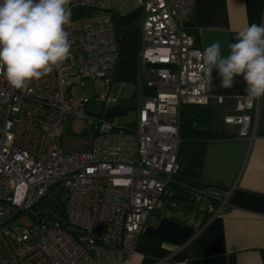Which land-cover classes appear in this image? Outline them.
<instances>
[{
  "label": "built area",
  "instance_id": "obj_1",
  "mask_svg": "<svg viewBox=\"0 0 264 264\" xmlns=\"http://www.w3.org/2000/svg\"><path fill=\"white\" fill-rule=\"evenodd\" d=\"M194 2L71 0L70 58L27 90L0 75V264H126L160 218L204 225L224 211L233 186L181 184L200 208L190 215L172 213L167 200L180 170L181 106L225 101L198 75L202 50L184 27ZM133 8L143 12L139 64L155 93L134 122L120 123L105 113L119 101L109 92L119 56L114 17ZM74 78L103 80L99 110L73 94ZM234 102L223 122L251 138L254 99ZM65 129L84 136L88 149L64 150Z\"/></svg>",
  "mask_w": 264,
  "mask_h": 264
},
{
  "label": "crops",
  "instance_id": "obj_2",
  "mask_svg": "<svg viewBox=\"0 0 264 264\" xmlns=\"http://www.w3.org/2000/svg\"><path fill=\"white\" fill-rule=\"evenodd\" d=\"M142 15L141 8H133L114 17L119 56L109 86L118 97L124 92L123 99L137 110L155 93L139 64ZM253 23H264V0H195L184 27L202 51L220 41L227 55L238 31ZM212 76L208 94L225 101L210 98L211 129L223 137L188 143L182 166L194 174L190 182L197 188L233 186L228 204L202 226L160 218L138 237L126 264H264V97L254 99L250 112L252 137H239L223 116L232 111L235 97H248L246 84L237 77L234 87L222 89L215 72Z\"/></svg>",
  "mask_w": 264,
  "mask_h": 264
},
{
  "label": "clouds",
  "instance_id": "obj_3",
  "mask_svg": "<svg viewBox=\"0 0 264 264\" xmlns=\"http://www.w3.org/2000/svg\"><path fill=\"white\" fill-rule=\"evenodd\" d=\"M71 0H0V75L10 87L27 90L33 81L59 68L71 54ZM222 54L215 41L197 55L204 87H234L237 77L246 84L250 99L264 97V23L239 30Z\"/></svg>",
  "mask_w": 264,
  "mask_h": 264
},
{
  "label": "trees",
  "instance_id": "obj_4",
  "mask_svg": "<svg viewBox=\"0 0 264 264\" xmlns=\"http://www.w3.org/2000/svg\"><path fill=\"white\" fill-rule=\"evenodd\" d=\"M212 114L213 112L208 105L185 104L181 106L178 127L181 144L177 155L180 170L175 177V182L170 186V194L167 198V200L176 204L172 213L180 214L181 212L182 215H190L193 210L200 209L195 204V195L187 188L181 186V184L194 186L190 182L194 174L183 168L182 163L185 158L188 143L203 142L205 140L223 137V134H217L211 129ZM170 218L184 223L174 216ZM204 222L203 219L202 223L198 224V226L203 225Z\"/></svg>",
  "mask_w": 264,
  "mask_h": 264
},
{
  "label": "rangeland",
  "instance_id": "obj_5",
  "mask_svg": "<svg viewBox=\"0 0 264 264\" xmlns=\"http://www.w3.org/2000/svg\"><path fill=\"white\" fill-rule=\"evenodd\" d=\"M73 83L72 92L77 98L83 99L86 97L91 99L87 105L88 111H91L93 107H97V110H99L100 104L94 99V96L104 91L105 84L103 80L97 79L92 82L90 79L74 78ZM123 93L121 92L119 94V101L108 107L105 113L108 115H116L120 123H132L137 116V109L132 106L130 100L123 99ZM78 129L75 128L74 132H78ZM61 147L66 151L86 150L89 147V142L84 136L72 134L71 131L65 129L61 138Z\"/></svg>",
  "mask_w": 264,
  "mask_h": 264
},
{
  "label": "water",
  "instance_id": "obj_6",
  "mask_svg": "<svg viewBox=\"0 0 264 264\" xmlns=\"http://www.w3.org/2000/svg\"><path fill=\"white\" fill-rule=\"evenodd\" d=\"M49 203L52 204V205H55L56 204V200H50Z\"/></svg>",
  "mask_w": 264,
  "mask_h": 264
}]
</instances>
